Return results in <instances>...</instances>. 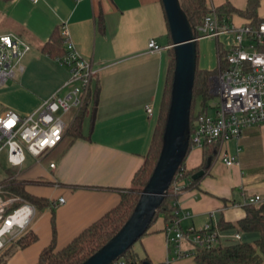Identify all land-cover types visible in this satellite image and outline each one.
<instances>
[{"label":"crops","instance_id":"0c3cea01","mask_svg":"<svg viewBox=\"0 0 264 264\" xmlns=\"http://www.w3.org/2000/svg\"><path fill=\"white\" fill-rule=\"evenodd\" d=\"M225 2L243 10L247 0H205L209 13ZM253 13L255 21L231 12L226 21L235 27L264 22V0H258ZM55 29L97 69L90 85L94 99L78 136L65 133L39 161L29 156L24 166V160L17 178L31 182L25 184L26 192L46 204L35 209L22 235L34 239L23 247L17 239L8 242L0 251V264H35L52 237L59 250L114 208L143 163L160 111L171 45L160 0H7L0 1V34L18 37L27 49L13 76L0 86V113L25 115L51 94L65 93L67 68L40 50ZM151 39L161 47L158 51L146 48ZM232 40L230 33L196 39V67L215 70L218 50H227ZM146 106L152 115L145 113ZM201 109L196 98L194 111ZM215 148L214 159L192 187L182 188L185 179L176 183L182 188L177 204L187 214L179 220L181 230L234 222L244 216L248 197L264 201V122ZM222 157L233 164L226 166ZM202 158V149L189 148L184 169L199 168ZM165 225L158 215L132 244V252L153 264H194L192 257H175L166 243ZM225 231L217 233L219 243L233 242V236L240 240L239 231ZM181 248L191 249L185 243Z\"/></svg>","mask_w":264,"mask_h":264},{"label":"built area","instance_id":"2783aa9c","mask_svg":"<svg viewBox=\"0 0 264 264\" xmlns=\"http://www.w3.org/2000/svg\"><path fill=\"white\" fill-rule=\"evenodd\" d=\"M196 32V39L227 33L233 35L232 44L217 61L215 73L210 77L209 92L212 97L218 98V102L195 113L189 128V147L202 149L231 139L237 140L245 129L264 122V22L235 27L218 21L210 12L202 18ZM61 35L64 39L63 53L54 59L68 70V78L62 84L65 93L51 94L34 111L25 115L11 110L0 113V153H4L9 168L19 170L25 153L39 161L62 140L77 112L89 104L90 85L97 69L75 50L73 44L64 38V33ZM146 48L158 51L161 47L151 39ZM26 49L27 46L18 37L0 34V86L13 76L17 62ZM208 108L213 114L207 113ZM145 113L152 115L150 106L145 107ZM221 161L226 166L233 164L229 157H222ZM49 167L52 168L53 164L50 163ZM1 182L0 251L8 242L24 234L35 212L29 202L6 193ZM172 190L178 193L179 187L175 185ZM62 201V198L57 199L58 203ZM261 202L256 195L245 200V204L251 205ZM172 206L174 219L165 225L164 235L176 258L193 257L195 248L210 249L218 243V234L209 224L198 229L181 230L179 220L187 214L181 211L176 200ZM182 243L191 249H182ZM111 264L125 263L118 258Z\"/></svg>","mask_w":264,"mask_h":264},{"label":"trees","instance_id":"16d2710c","mask_svg":"<svg viewBox=\"0 0 264 264\" xmlns=\"http://www.w3.org/2000/svg\"><path fill=\"white\" fill-rule=\"evenodd\" d=\"M257 2L258 0H247L246 6L243 10H236L232 8L227 2H225L215 9L214 14L218 21L225 22H227L226 17L230 12L254 19L253 9ZM178 3L181 10L186 15V18L193 29V33L196 36V27L201 23L202 18L209 13L208 8L206 7L205 0H178ZM257 23L259 22H255V24ZM63 40L64 39L60 32L55 29L51 33L49 40H47L40 47V50L41 52L47 53L51 57L61 55L63 53ZM225 53L226 50H218V60H221ZM168 54V68L161 97L160 111L157 121L155 123L152 140L148 152L144 157L142 165L134 173L131 179L130 187L121 194L120 200L114 208L108 211L95 223L90 225L81 234H79V236L74 238L63 248L55 250L53 246L54 237H52L49 245L42 249L39 253L37 262L35 264H80L89 255H91L99 247H101L111 236H113L131 213L138 199L139 193L144 184L146 183L150 172L155 164L160 148L161 133L168 105L169 85L173 67L171 46L168 47ZM215 70H201L198 69L195 64L191 93V104L189 111V128L194 114L197 112H201V110H203L207 106L208 100L212 98V95L209 92L210 77L215 73ZM196 98L200 99L202 109L195 112L193 104ZM88 99L89 104H86L87 107L85 106L77 112V114L73 117L70 125L66 129L65 133H69L72 136L79 135L81 120L86 110L92 106V102L94 99V93L91 90L89 92ZM189 148L190 147L188 145L187 151L189 150ZM202 152V164L197 169L185 170L183 166V159L182 163L180 164L178 170L176 171L172 179L171 184L168 187L166 195L164 196L157 211L152 217L151 222L158 215L163 216L166 224L170 223L172 219H174V214L172 213V202L176 200L179 192L173 193L172 188L181 179L188 180V183L182 187L183 189L190 188L196 183V181L200 177L198 179L192 180L191 175L197 170L203 169L204 171L209 167L216 154L215 144L204 146L202 148ZM10 169L11 168L7 169L8 175L1 182L2 189L8 194L18 196L23 200L29 202L34 206L35 209L44 206L46 202L36 197H33L31 194L26 192L25 184L31 182L17 180L15 177L9 178L12 172ZM182 188H179V190H181ZM243 210L244 216L242 218L234 222H223V220H219L216 225H212V228L216 230L217 233L223 230L256 232L258 234V237L252 242L230 241L224 245L218 242L214 247L210 249L195 248L193 250L194 253L192 257L194 264H261L262 257L264 256V201L258 205L245 204L243 206ZM139 238L136 241H138ZM33 239L34 236L30 234L26 236H21L17 239V244L20 247H23L30 243ZM131 246L120 257L125 264H153L146 258L137 257V255L132 252Z\"/></svg>","mask_w":264,"mask_h":264},{"label":"water","instance_id":"95a60500","mask_svg":"<svg viewBox=\"0 0 264 264\" xmlns=\"http://www.w3.org/2000/svg\"><path fill=\"white\" fill-rule=\"evenodd\" d=\"M160 2L171 42L173 67L159 152L127 219L80 264H111L146 231L188 149L196 37L178 0ZM202 174L203 169L197 170L191 179H198Z\"/></svg>","mask_w":264,"mask_h":264},{"label":"rangeland","instance_id":"374dc122","mask_svg":"<svg viewBox=\"0 0 264 264\" xmlns=\"http://www.w3.org/2000/svg\"><path fill=\"white\" fill-rule=\"evenodd\" d=\"M218 102V98L216 96H213L212 98H210L207 102V105H212V104H215ZM194 105V104H193ZM197 105V103H195V106ZM212 112V109L211 108H208L207 110V113L208 114H211ZM30 160V157L28 154L25 153V162H24V166H26V164L29 162ZM6 168H9V166L7 165V163L5 162V156H4V153L1 152L0 153V181L5 179L7 176H6V173H5V169ZM12 172H11V176L12 178H16L17 180L19 178H17V176H19V170L18 169H15V168H11L10 169ZM225 232H227V234H234V231L232 230H226ZM244 233H246V235H243ZM223 233L220 234V236L222 235ZM239 236H240V240H235L234 239V236L231 240H234L233 242H236V241H246V242H252L253 239H256L258 234L256 232H242L240 233L239 232ZM224 243L226 242H223L222 241V244L224 245ZM263 261H262V264H264V256L262 257Z\"/></svg>","mask_w":264,"mask_h":264}]
</instances>
